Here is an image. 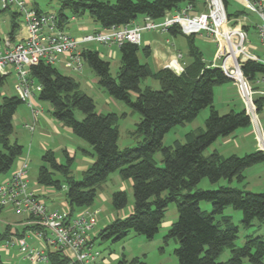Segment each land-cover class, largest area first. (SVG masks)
Instances as JSON below:
<instances>
[{
    "label": "trees",
    "instance_id": "trees-1",
    "mask_svg": "<svg viewBox=\"0 0 264 264\" xmlns=\"http://www.w3.org/2000/svg\"><path fill=\"white\" fill-rule=\"evenodd\" d=\"M231 1L222 0L228 18L243 17L244 10L228 12ZM60 2L61 12L70 10L77 16L89 14L103 28L131 25L145 17L160 21L167 13L178 12L187 4L195 5L199 11L203 4V0H117L115 4L100 0ZM18 17L13 14L12 38L19 28ZM58 18L60 27L68 21L62 13ZM247 30L250 32V28ZM169 34L184 36L188 41L191 62L180 74L169 68L153 71L140 60L141 46L132 43L120 47L121 66L116 77L111 74L110 62L102 59L97 51L87 49L83 52L84 61L98 77L99 85L111 98L123 102L141 116L133 134L140 141L134 148L119 149L117 114L98 113L94 99L80 91V84L73 77L44 62L31 66V77L41 86L39 100L49 103L52 116L91 146L93 153L86 151V154L95 159L77 180L71 169L74 159L65 151L67 163L59 164L54 152L48 151L43 156L38 182L61 190L62 181L53 177L54 172H59L66 187V203L75 214L92 206L98 190L112 173L119 171L123 180L132 182L134 206L127 217L117 218L100 230L96 240L117 243L130 232L153 240L160 231L168 207L176 204L178 220L171 225L164 242L173 241L178 245L174 254L179 264H264V238L248 237L244 246L237 247L239 227L232 217L223 214L227 207H233L243 213L245 228L254 226L255 222L264 223V193L255 194L230 186L194 190L205 178L212 184L221 180L242 182L246 169L264 162L262 151L243 157H224L218 152L204 155L219 138L248 128L251 119L246 110L220 115L213 105L214 87L232 81L219 67H213V62L205 61L203 53L195 46L196 35L186 36L178 27L170 28ZM143 51L148 58L149 49ZM242 70L253 85L264 76V65L253 61L245 63ZM149 78L159 82V90L141 89L143 80ZM5 80L6 77H0V89ZM132 93L137 94L135 101L131 98ZM254 101L258 113L261 112L264 97L256 96ZM22 104L18 95L3 96L0 91V176L8 173L23 154V146L10 140L14 117ZM206 108H210V115L204 130L186 133L183 143L177 140L172 146L164 145L165 136L174 127L193 123ZM77 113L84 116L82 120L77 118ZM157 153L162 155V167L155 159ZM201 202L211 203L212 211L201 210ZM128 203L125 190L112 194L114 210L123 211ZM8 236V230L0 234V245ZM227 248L231 258L219 262ZM50 258L54 264H68V259L61 253L50 255ZM0 264H5L1 256ZM117 264H127V261L121 259Z\"/></svg>",
    "mask_w": 264,
    "mask_h": 264
},
{
    "label": "built area",
    "instance_id": "built-area-1",
    "mask_svg": "<svg viewBox=\"0 0 264 264\" xmlns=\"http://www.w3.org/2000/svg\"><path fill=\"white\" fill-rule=\"evenodd\" d=\"M235 1L258 17L259 22L254 26L264 49V0ZM12 8L22 16L26 37L17 41L6 37L0 42V77L14 75L17 95L31 109L34 119L43 114V108L33 103L35 92L40 93L41 86H35L31 66L40 62L55 66L65 58L73 72H80L85 65L83 52L88 44L121 47L124 43H132L141 46L143 32L167 34L170 28L178 27L186 36L199 35L216 44L212 66L219 67L234 82L245 103L246 113L256 127L258 147L264 153V129L254 101L256 95L264 97V76L256 81L262 89L255 91L242 70L248 61L264 65V55L250 51L257 50L247 30L253 23L245 16L230 20L222 0H203L201 11L195 5L187 4L178 12L167 13L160 21L145 17L140 24L91 31L80 39L71 37L60 27L56 14L30 9L25 0H0L1 10ZM218 60L222 62L219 64ZM174 63L179 67L177 61ZM169 68L176 71L172 64ZM30 129L33 131L34 127ZM28 166V161L24 160L12 175L0 180V207L11 208L26 217L24 228H13L0 245V254L9 255L11 249H15L29 264H54L50 255L55 253L64 255L68 264H109L96 247L99 211L73 214L70 208H53L52 202L30 189Z\"/></svg>",
    "mask_w": 264,
    "mask_h": 264
},
{
    "label": "rangeland",
    "instance_id": "rangeland-1",
    "mask_svg": "<svg viewBox=\"0 0 264 264\" xmlns=\"http://www.w3.org/2000/svg\"><path fill=\"white\" fill-rule=\"evenodd\" d=\"M34 5H38L40 10L46 13L56 14L57 16L60 13L66 15L70 24L68 29L71 34H74L76 31V26L84 24L86 27L92 26L93 22L97 24V21L91 17L89 14L83 16L74 15L70 10L60 11L61 2L59 0H31ZM30 1V2H31ZM104 2H109L110 4H115L117 0H100ZM136 1V0H135ZM153 1V0H149ZM242 5L237 1L232 0L228 8V12L234 13L236 11H242ZM245 11L244 16L248 18L250 22L253 23V27L250 28V41L253 46L258 48L261 47L259 38L256 34L255 24L259 22L258 17L249 11ZM18 13L16 9H11L10 11L4 12L0 23H2L5 18L10 19L12 14ZM19 21H22V16H19ZM11 22V21H10ZM10 22L4 25V29L10 28ZM90 32V31H88ZM178 43L184 45V49L189 53V45L186 39L178 37ZM101 47L102 45L98 44H88L85 47ZM195 46L203 53L205 60L208 63H211L214 60L217 46L216 44L205 40V38L196 35L195 37ZM92 48V47H91ZM90 49V48H89ZM95 49V48H94ZM96 50V49H95ZM142 48L140 49V56H142ZM256 55H260V51L256 52L252 49ZM189 59V56L186 55ZM109 61L111 64V74L116 77L117 72L121 66L120 64V53L116 60L109 59L108 56L104 58ZM219 64L222 62L217 61ZM64 75L73 77L77 82L80 83V91L94 99L96 110L98 113L108 114L114 113L118 116L117 128L119 131V141L118 146L120 150H125L127 148H134L138 145L139 139L135 138L133 135L136 131L137 124L141 121V116L132 111L128 106L123 102L117 101L109 96L107 91L99 85V80L94 71L86 65L82 74L70 73L63 69L60 65L56 67ZM91 83L93 88H89L88 84ZM35 86H38L39 83L34 79ZM146 87H151L153 90H159V82L146 79L143 80L141 84V89L144 90ZM255 91L261 90V86L257 87ZM2 95L6 96H17L16 87H15V77H7L4 82V86L0 89ZM256 97V96H255ZM33 103H37L39 98V93L35 92ZM111 99V102L108 104L106 99ZM132 100L135 101L137 94H131ZM45 111L49 114L48 109L50 106L49 103L42 102ZM214 107L219 111L220 115H226L231 111L241 112L246 109L245 103L238 92L234 82L218 85L214 87ZM17 120L13 121L14 130L10 138L11 142L17 141L20 145L23 146V154L16 159L15 163L11 170L0 176L3 178L6 175L11 174L18 167L20 159H27L28 166V178L30 182V189L35 190L38 195L43 196L47 201L54 202L55 207H61L65 202L66 187L63 182V176L59 172H54V179L62 181L63 188L61 190L56 189L53 186H45L38 182L39 171L43 165V156L48 151L54 152V155L59 164L67 163V156L65 151L69 145L74 146L77 149L78 156L73 162L72 165V175L75 179L80 180L82 178L83 172L78 169L80 159L84 155L86 150L89 153H93L91 146L83 141L82 139L75 136L69 128L57 121V123L66 129L67 132L57 135L53 130L47 128H40L38 124L35 126L33 123L32 112L28 108L26 103H23L16 112ZM210 115V108H206L200 112L198 117L193 123H187L184 125H179L174 127L164 139L165 146H172L175 141L184 142V136L190 131H195L205 128L206 119ZM81 113H77V118L79 120L83 119ZM258 118L260 124L264 129V111L259 112ZM35 127L34 133L31 132L25 125ZM45 130V131H44ZM257 133L256 127L251 124L248 128L237 130L233 135L225 138H219L211 147H209L204 155L209 156L214 152H218L224 157L238 156L243 157L255 153L260 150L257 147ZM0 146V150H1ZM86 158L90 159V155L86 154ZM94 159V158H93ZM155 159L159 166H164L162 162V155L157 153ZM245 179L242 182L237 180L232 181L231 183L227 180H221L217 184H212L209 179H203L194 190H215L222 186H230L232 188H238L245 190L251 193H264V162L252 166L244 171ZM125 185V180L122 179L120 172L117 171L112 173L108 180L102 185L98 190L97 197L92 206L88 207L92 212L99 211L100 221L95 228V232H99L105 228L108 224L114 221L117 218H121L122 214H130L134 206V197L132 188L128 187L125 191L128 195V207L123 211H116L112 205V194L116 191L123 190L121 186ZM200 208L203 211L211 212L212 204L209 202H201ZM225 216H230L233 218L234 223L239 227V235L236 241L237 247L244 246L248 237H262L264 238V223L255 222V225L249 228H245L242 224L243 213L241 211L235 210L233 207H227L223 213ZM18 214L15 212H8L6 210H0V234L5 231L6 224L9 222H17L20 220ZM21 216V215H19ZM178 220V212L176 204H171L168 207V210L165 215L163 224L161 225L159 233L153 240H148L144 236L137 235L134 232H130L128 236L117 243L106 242L102 243L100 240H97L96 247L99 251L102 252V256L109 260V264H117L121 259H126L127 264H179L177 257L174 254V251L178 248V245L173 241H170L168 244L164 242V237L169 231L171 225ZM169 224V225H168ZM11 258V259H10ZM10 258H8L5 253L2 254V260L5 264H29L23 260V256L15 249H11ZM231 258L230 249H225L224 252L220 255L218 261L226 262Z\"/></svg>",
    "mask_w": 264,
    "mask_h": 264
},
{
    "label": "crops",
    "instance_id": "crops-1",
    "mask_svg": "<svg viewBox=\"0 0 264 264\" xmlns=\"http://www.w3.org/2000/svg\"><path fill=\"white\" fill-rule=\"evenodd\" d=\"M25 1L27 3L28 8L34 9V10H36L38 12H43L42 10H40L38 5L31 4L32 3L31 0H25ZM60 8H61V6H60ZM12 9H15V8H12ZM10 10L11 9H8V10L4 11V10L0 9V19H2V16H3L4 12L10 11ZM16 14H18V16H21V14L19 12L18 13L16 12ZM84 15H86V14H84ZM143 19L144 18H138L131 25L140 24V23H142ZM8 22H10V28L6 30V29H4V25L8 24ZM17 22L19 24V28L17 29V31H16V33L14 35V38L11 37V33H12V30H13V14L10 17V19L5 18V20H3L2 23H0V37H1L2 40L5 39L6 37H10L13 41H17L19 39H22V38L26 37V30L22 27L23 19H22V21H19V17H18ZM69 22H70V20L68 18L67 23L64 26H62L61 28L63 30H65L71 37H73L75 39H80L82 36H84L85 34L89 33L88 31L91 32V31H99V30L104 29L98 22H97V24L93 22V25L89 26V27L88 26L86 27L84 24H82V25H80L78 27L76 26L75 27L76 28L75 33L71 34L68 29H71V27H73V26L71 25V27H68L69 24H70ZM178 37L186 39L184 36H181V35H178L176 37L171 36L169 34V32L167 34H163V33H160L158 31H145V32H143L142 41H141V48H142V50L148 48L149 51H150V56L148 58H146L145 53L143 51L142 56L139 55L141 62L143 64L144 63L148 64L153 71H158V70H161V69H164V68H169V66L172 63L177 61V64L180 67L179 71H174V70L173 71L175 73H177V74L182 73L181 70L184 71L185 66L191 62V58L189 57V59H188L186 57V55L189 56V53L186 51L187 49H184V45L182 43H178ZM203 38H205V37H203ZM205 40L214 43L210 39L205 38ZM91 47H85V48H87V49L90 48L91 50H95L96 49L95 51H97L99 53V55H100V57L102 59H104L106 56H108L109 59L116 60L117 57H118V53H120V47H118L116 45L101 46V47H96V46L93 47V46H91ZM259 51H260V55L259 56L264 55V49L262 48V46L260 48L257 47L256 52H259ZM216 53H217V51H216ZM179 55H181V58L178 59ZM120 56H121V54H120ZM215 56H216V54H215ZM120 64H121V59H120ZM58 65H60L63 69H65L66 71H68L70 73L72 72V73H75V74H82V72L84 71V68H85V66L87 64L85 63L83 69L80 72H73L70 69V67L68 65V62H67V60L65 58H63L62 61L60 63H58L57 65H55L54 67H57ZM11 76H14V75H11ZM11 76H9V77H11ZM6 79H7V77H6ZM15 85H16V79H15ZM88 87L91 88V89L93 88L91 83L88 84ZM255 87H256V89H258L257 87H260V86L257 85L256 82H255L254 88ZM3 96H6V95H3ZM256 96H258V95H256ZM106 102L109 104L111 102V99L107 98ZM35 106H40V107L43 108V114L38 116L36 119H34L33 113H32L33 123H34L35 126L38 124V126L40 128L42 127V129L43 128L51 129L57 135H61V132L62 133L67 132L66 129H65L66 127L65 128L61 127L57 123V120L52 116V113H51L52 108L51 107H49V109H48V111H49L48 113L49 114H47L46 111H45V108H44L42 102L39 100V98H38L37 103L35 102ZM16 120H17V115H15V117H14V121H16ZM25 127L29 129V126L27 124L25 125ZM29 130L34 133L35 127H34L33 131L31 129H29ZM256 145L258 147V143ZM83 151H84L83 152L84 155H82V158L80 159V163L81 164L78 165V169L80 171H82L83 173H85L88 170V168L94 163L95 159H93L94 157H92L90 154L89 155H90L91 158L87 159L86 158V150H83ZM67 154L71 158H73L74 160L78 156L77 149L74 146H72V145H69V147L67 149ZM24 160L25 159H20L19 163L24 161ZM19 163H18V165H19ZM15 171H13L11 174L6 175V176L12 175ZM128 187L132 188V182L131 181H125V185H122L121 189L126 190ZM52 204H53L52 207L55 208V209H61L62 210V209H65V208H69V206L66 203V200H65L64 204L60 208L59 207H55L54 206L55 204H54L53 201H52ZM2 210H6V211H8L10 213L14 212L11 208H3ZM82 211H90V210L85 208V209H82L79 212H82ZM99 213L97 214L98 223L100 221ZM128 215L129 214H122L121 218H125ZM17 217L20 219L17 222H13V223L12 222H9V223L7 222V223H5L6 224L5 231L8 230V234H10V232H11V230L13 228H16L17 230L24 228L23 227V223L26 220V217L23 216V215H21V216L18 215ZM2 254H0L1 257H2ZM5 255L8 258H10V254L9 255L5 254Z\"/></svg>",
    "mask_w": 264,
    "mask_h": 264
},
{
    "label": "bare ground",
    "instance_id": "bare-ground-1",
    "mask_svg": "<svg viewBox=\"0 0 264 264\" xmlns=\"http://www.w3.org/2000/svg\"><path fill=\"white\" fill-rule=\"evenodd\" d=\"M172 65L176 68V71H179V67H177L174 63Z\"/></svg>",
    "mask_w": 264,
    "mask_h": 264
},
{
    "label": "water",
    "instance_id": "water-1",
    "mask_svg": "<svg viewBox=\"0 0 264 264\" xmlns=\"http://www.w3.org/2000/svg\"><path fill=\"white\" fill-rule=\"evenodd\" d=\"M231 81H232V79L231 78H229Z\"/></svg>",
    "mask_w": 264,
    "mask_h": 264
}]
</instances>
